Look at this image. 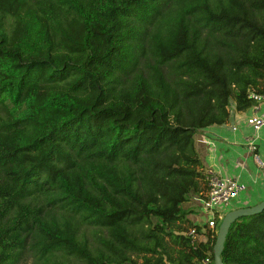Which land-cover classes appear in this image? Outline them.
Returning a JSON list of instances; mask_svg holds the SVG:
<instances>
[{
  "label": "trees",
  "instance_id": "1",
  "mask_svg": "<svg viewBox=\"0 0 264 264\" xmlns=\"http://www.w3.org/2000/svg\"><path fill=\"white\" fill-rule=\"evenodd\" d=\"M252 94L264 0H0V264H214L184 227L196 135ZM221 258L264 264V210Z\"/></svg>",
  "mask_w": 264,
  "mask_h": 264
},
{
  "label": "crops",
  "instance_id": "2",
  "mask_svg": "<svg viewBox=\"0 0 264 264\" xmlns=\"http://www.w3.org/2000/svg\"><path fill=\"white\" fill-rule=\"evenodd\" d=\"M229 112L230 117L227 123L198 132L196 148L202 164V172L212 168L221 176L235 178L246 185V191L233 201L230 209L233 210L252 206L264 200V169H259L255 164L248 141L256 138L258 154L264 161V127L256 135L246 123L247 117L255 112L264 114V101L258 102L245 111H237L233 102ZM200 209L202 206L199 203L198 213ZM196 215H189L188 219ZM203 215L205 216L204 213ZM195 227L201 229L199 246L211 244L214 236L210 235V229L207 228L206 223H199V225L195 223Z\"/></svg>",
  "mask_w": 264,
  "mask_h": 264
},
{
  "label": "built area",
  "instance_id": "3",
  "mask_svg": "<svg viewBox=\"0 0 264 264\" xmlns=\"http://www.w3.org/2000/svg\"><path fill=\"white\" fill-rule=\"evenodd\" d=\"M251 97L258 102L264 101V96L261 95L252 94ZM246 123L257 135L261 128L264 127V114L255 112L250 117H247ZM255 140L256 138L248 140L249 150L252 153L257 167L259 169H264V161L258 154ZM204 173L206 175L207 188L202 194V197L199 198V202L206 216V226L210 229V235L213 237L217 234V222L231 209L233 201L238 199L240 195L246 191L247 187L235 178L221 176L212 168H208ZM186 236L189 237L193 243H197V246L199 245L198 240L200 232L196 227L190 228L186 232ZM210 262L209 257L203 260V264H210Z\"/></svg>",
  "mask_w": 264,
  "mask_h": 264
},
{
  "label": "rangeland",
  "instance_id": "4",
  "mask_svg": "<svg viewBox=\"0 0 264 264\" xmlns=\"http://www.w3.org/2000/svg\"><path fill=\"white\" fill-rule=\"evenodd\" d=\"M202 186L206 188V183H202ZM199 197L191 195L189 197V201L184 204L185 208H188L189 210H192V214L190 215H196L198 212V204H199ZM192 219V220H190ZM190 219H187V222L184 224V227L186 228V232L190 229L195 227V223L199 225V223H204L206 221V217L203 215L202 209H200L199 213L194 216H190ZM147 227H144L143 229H146ZM85 235V238L87 239L90 247L95 246L97 244V229L95 227L91 226H84L82 227V233ZM135 258L138 260L139 263L142 262L141 259H139L137 256ZM59 261L62 264H79L76 259L69 256H63L58 258ZM19 264H38V258L35 255L34 251L29 248V245L26 246L25 251L23 252V255L21 257V262Z\"/></svg>",
  "mask_w": 264,
  "mask_h": 264
},
{
  "label": "water",
  "instance_id": "5",
  "mask_svg": "<svg viewBox=\"0 0 264 264\" xmlns=\"http://www.w3.org/2000/svg\"><path fill=\"white\" fill-rule=\"evenodd\" d=\"M263 210L264 200L252 206L229 210L223 216V218L219 222L216 234V241L213 246L214 264H223L221 255L224 250L226 237L231 225L241 217L253 216L261 213Z\"/></svg>",
  "mask_w": 264,
  "mask_h": 264
}]
</instances>
